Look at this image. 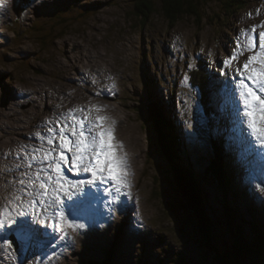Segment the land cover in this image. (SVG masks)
Returning a JSON list of instances; mask_svg holds the SVG:
<instances>
[{"label": "rangeland", "instance_id": "rangeland-1", "mask_svg": "<svg viewBox=\"0 0 264 264\" xmlns=\"http://www.w3.org/2000/svg\"><path fill=\"white\" fill-rule=\"evenodd\" d=\"M67 1L70 2L68 5ZM215 1H210L209 9L205 8L200 22L195 17H185L174 26H169L162 15H153L143 26L141 18L136 15V2L133 0H77L74 5L71 3L74 0H27L21 17L18 10H23L22 4L18 6V1L9 0L6 10L0 12V136L7 145L24 140L30 148L24 152L23 168L21 162L16 164L15 157L0 158V211L6 214L5 220H23L18 216L20 211L33 215L37 222L28 221L39 238H44L47 243L35 242L36 237L21 241L11 229L0 233V245L3 238L16 242L11 249L0 246V264H87L94 260L101 264L107 260L108 251H111L109 257L112 264H139L142 261L172 264L180 253L195 258L205 254L194 234L192 241L189 236L185 237L193 231L190 226L186 225L185 231L179 230L183 225L172 223L164 215L167 193L164 186L161 190L160 186L164 177L169 176V170L166 159L159 152L154 131L145 123L142 104L149 94L164 108L169 105L173 115H176L174 121L184 148L183 162L191 164L197 174L203 173L202 178L206 175V180L212 179L208 170L213 149L223 143L221 149L231 169L236 172L238 188L241 192L245 189L246 193L249 189L250 196L248 193L244 198L237 195L241 198L238 201H241L244 220L254 222L248 211L252 203L256 210L254 214L259 218H255L256 221L258 219L263 224L264 148L255 151L257 164L249 158L248 145L239 143L240 147L235 144L229 146L227 142L230 139L239 142L241 130L245 129L243 132L246 135L248 132L241 117V105L239 107L236 103L232 106V100L225 95L218 105L230 106L228 117L221 116V124L228 122V126L222 133L224 141L218 137L221 132L218 133L214 125L217 110L214 118L209 113L212 121L210 117L207 119L209 102L205 100L203 103L201 91L191 83L195 74L215 75L222 87L236 90L234 69L237 65L233 64L232 68L225 70L224 61L235 55L242 63L252 54L247 49L245 37L252 35L255 27L258 44V33L264 31L261 27L264 25V0H240L242 7L233 13L223 11L222 5ZM47 24L46 27L41 26ZM244 50L246 53H243ZM222 72L226 74L221 75ZM227 93L232 95V91ZM96 108L102 111L97 113ZM97 115L107 116L109 124L115 122V142L123 146L120 152L127 155L128 163L130 160L132 175L128 176L130 188L127 199L116 206L114 215L109 213L108 204L101 202L102 194L98 189L100 187L104 195L108 184L97 183L89 188L84 185L77 192L80 199L73 202L75 210L71 215L68 213V220L88 221L87 227L91 228L93 225L107 227L93 234L90 240L92 249L89 247L84 252L82 239L78 241L83 234L70 236V228L66 224L57 231L46 227L45 231H41L38 227L41 221L51 223L53 212L59 209V202L55 206L43 203L37 207L32 205L34 200L42 199L43 190L40 192L37 175L47 178L42 170L48 169V163L43 157L59 144L58 138L49 129L58 132V124L72 125L85 116L94 121ZM232 116L236 119L231 120ZM8 128L11 129L9 133L4 131ZM67 131L70 139L74 140L70 130ZM38 138L40 140L36 142ZM48 139H53V146L49 145ZM254 144L256 148L260 147L255 141ZM225 146L229 149L226 150ZM241 147L245 148L244 151ZM74 148L75 145L70 144V148L65 150L68 166L64 167V174L74 180L85 175L91 178L90 173L76 175L69 171ZM30 155L31 160L28 158ZM48 159H51V154ZM158 166L161 170L159 179L155 169ZM27 168H33L29 184L34 183V188L15 178L16 172L6 173L11 169L29 174L31 171L27 173ZM209 182L213 186L200 180L204 192L208 193L209 203L214 205L216 202L219 212V206L225 199L220 198L214 181ZM68 187L69 191H76ZM59 195L63 200V192ZM226 199L229 204L232 203L230 195ZM65 204L63 200V207L67 209ZM77 204L83 206L78 207ZM89 212L92 219L84 217ZM96 215L103 217L97 220ZM110 219L111 225L108 224ZM180 231L184 238L180 236ZM249 231L248 226L243 231L248 243L252 237ZM64 233L71 239H62ZM161 235L163 237L159 241ZM109 239H112L111 243ZM113 242L116 247L109 249ZM145 244L147 248L143 247ZM164 249L170 251L166 256H162ZM71 255L74 262H71ZM162 257H165L164 260ZM203 258L206 263V256L203 255ZM250 261L253 262L251 264L264 262V254L259 263L255 262L254 256Z\"/></svg>", "mask_w": 264, "mask_h": 264}, {"label": "trees", "instance_id": "trees-1", "mask_svg": "<svg viewBox=\"0 0 264 264\" xmlns=\"http://www.w3.org/2000/svg\"><path fill=\"white\" fill-rule=\"evenodd\" d=\"M133 1L136 2L134 4L135 12L136 15H139L141 18V24L143 26L153 15H162V17H164V19L169 23V26H174L176 23H178V21L185 17H195L197 22H200L203 19L202 16L205 15V8L209 9V3L213 0ZM75 2H77V0L71 2L72 5H74ZM215 2L222 5L221 7L224 8L223 11H231L232 13L233 11L236 12V10L242 7V1L240 0H216ZM69 3L70 2L67 1V5ZM22 8L23 10H21V12L18 10L19 17H21L24 8H26L24 1L22 3ZM41 26L46 27L48 24ZM46 35L48 36L49 33H46ZM198 72H200V70H198ZM216 80L217 79L215 78V75L200 76L199 73L195 74L192 80L193 86L198 87L201 91V94L203 95V103H205V100L208 101V106L210 107H216L213 95L208 93L212 91L215 86H217ZM211 83H214V85L212 86ZM142 105L145 108V123L149 125L154 131L157 137L159 152L167 161L169 176L166 175V179L170 184L172 183L174 185V188L182 201L198 220L200 234L204 241L205 254L211 253L212 258L217 264H251L253 262L250 261V259L253 256L255 262L259 263L260 257L264 254V222L261 224V221L258 220V216L254 214V211H256L255 206L250 202L249 203L252 208L248 211L254 222L252 224L251 222H246L244 220L243 211L241 213L240 207L241 201H238V199L241 198L238 196L244 198L245 193L244 191L241 192L238 188L236 184V172L230 168V164L228 163L227 158L221 149V145H217V147L215 146V150L213 149L211 167H209L208 170L210 176L212 177L211 180H213L215 183H218L220 188L224 191L223 193L225 201H223L222 207L219 206L220 209L218 212L217 208L215 207V204L217 203L215 202L214 205L209 203L208 193H206L207 191L204 192V186L201 185V179L199 180L198 174L195 172L191 164L184 163L185 161L182 158L184 154L183 142L181 140V135L178 131V128L175 125V117L173 113L170 112V106H166V110V107L164 108L161 106V104L155 101L153 97H150V94L147 101L143 102ZM139 109L140 108H138V110ZM210 111L211 110L209 109L207 115L210 113ZM214 113L215 112H213V114ZM228 192H230L229 195L232 198V203L230 204L226 199L229 196L227 195ZM231 192L235 195H233ZM164 215L166 216L165 213ZM166 218L168 219L167 216ZM255 218H258L257 221ZM247 226L253 232L252 235V232L249 231L251 234L250 236H252L249 239V243L243 237L244 228ZM214 229H216V231ZM162 237L163 235L159 236L158 240H162ZM117 244H119V242ZM110 245L111 246L109 249H113L116 246L115 243ZM143 247L147 248L146 244L143 245ZM159 251L160 250L157 252ZM110 252L111 251H108L106 254V262L103 261L101 264H112V259L109 257ZM169 252V250L164 249L162 256H166ZM203 255H201V257L198 256L195 258L193 256L180 253L177 254L176 259L172 260V264H207L204 263ZM164 258L165 257H162L161 259L164 260ZM263 263L264 262H260L259 264ZM87 264L99 263H96L94 260L87 262ZM139 264L152 263L142 261Z\"/></svg>", "mask_w": 264, "mask_h": 264}, {"label": "snow or ice", "instance_id": "snow-or-ice-1", "mask_svg": "<svg viewBox=\"0 0 264 264\" xmlns=\"http://www.w3.org/2000/svg\"><path fill=\"white\" fill-rule=\"evenodd\" d=\"M9 0H0V12H4L8 6ZM264 28V25H261ZM256 28L252 29V35H246V46L248 51L252 52L247 56L242 63L238 61L235 55L230 56L224 61L225 70L232 68L233 64L237 66L234 69V75L239 77L236 89L238 92L239 101L242 105L241 117L243 124L247 129L248 135L261 147H264V31L255 36ZM244 47V45H238ZM222 72L221 75H225ZM97 113L101 112L100 108H96ZM107 116L97 115L95 120H88L85 116L81 118L78 123L74 122L72 125L65 124L63 126L57 125L59 131L56 132L50 128L49 132L59 140V144L50 149V153H45L43 157L47 160L48 169L45 171L47 178L43 179L37 175L40 180L39 187L43 190L41 194L42 199L33 201V207L44 205L55 206L59 202V209L52 214L51 223H40L44 227L50 228L53 231L62 230L65 224L67 227L75 231L84 230L87 225L76 222V219L68 220L64 214L63 200L59 192H63L69 200L72 199L73 193L69 191V187L75 189L77 192L81 191L82 186L92 185L97 183L104 185L108 184L109 188L105 191L112 198L108 201V211L110 214H115L117 208L115 205L119 204V197L123 194V190L130 188L128 181V160L126 155L121 154L122 145L115 142L114 125L108 123ZM75 137L70 139L68 131ZM39 135V134H37ZM49 145H53V139H48ZM70 144H74L75 148L72 150L71 167L69 171L74 173H90L91 179H69L64 174V167L68 166V157L65 155V150L70 148ZM51 154V159H48ZM54 173V175H53ZM23 183V181H21ZM49 189L51 192L49 193ZM5 213L0 211V233H5L11 229L16 237L23 241L27 237H35L37 235L36 229L31 226L28 220H18L10 218L5 220ZM27 211H20L19 217L30 216ZM59 218L57 222L56 218ZM36 218L32 217L31 223H36ZM15 225V227H13ZM142 226V223L141 225ZM67 237V233L61 237ZM0 246H7L9 249L13 247L11 240L3 238V244Z\"/></svg>", "mask_w": 264, "mask_h": 264}, {"label": "bare ground", "instance_id": "bare-ground-1", "mask_svg": "<svg viewBox=\"0 0 264 264\" xmlns=\"http://www.w3.org/2000/svg\"><path fill=\"white\" fill-rule=\"evenodd\" d=\"M81 79V78H80ZM35 90V89H34ZM201 93V92H200ZM209 94H211V95H213L212 93H211V91L209 92ZM44 96V95H43ZM233 105H235V104H233ZM212 107L213 106H211V110H212ZM230 107V106H229ZM241 107H242V105H241ZM166 110H167V107L165 108ZM215 109L217 110L216 112H217V114H216V117H217V119L215 120V124L217 125V128H218V133H220L221 131L219 130V127H220V121L218 120L219 118H218V108H217V106L216 107H213V111H212V113L213 112H215ZM170 112L172 113V111H171V109H170ZM215 112V113H216ZM16 115V114H15ZM235 117L237 116V112H235V115H234ZM60 118H63L62 116H60ZM73 121V120H72ZM237 121V120H236ZM214 124V125H215ZM240 124V123H239ZM215 125V126H216ZM18 127V126H17ZM20 128V127H19ZM15 129H16V127H15ZM18 129V128H17ZM4 130V129H3ZM13 130V129H12ZM245 130V129H244ZM243 130V131H244ZM5 132H8L9 133V131H11V129H6V130H4ZM16 132V131H15ZM15 134V133H14ZM243 134H245V132H243ZM8 135V134H7ZM18 135H20V134H18ZM25 136V135H24ZM27 136V135H26ZM32 136V138L34 137L33 135H31ZM30 136V137H31ZM1 137V136H0ZM17 137V136H16ZM29 138V137H28ZM17 139V138H16ZM35 139V138H34ZM44 139V138H43ZM40 140V138H38V140L36 141V142H38ZM6 142H4V140H3V138L1 137L0 138V158L1 157H9V158H11V157H15L16 158V164L17 163H19V162H21V167L23 168V165H25V164H23V161L26 159V156H25V154H24V152H25V150L27 149V148H30V145H29V143L28 142H25L24 140H21V141H19V142H15L13 145H10V144H5ZM237 143V142H236ZM232 143L231 142H229V146L230 147H233V144L231 145ZM53 146V145H52ZM235 146V145H234ZM264 148V147H263ZM44 149V148H43ZM225 149L226 150H228L229 148L227 147V146H225ZM22 150V151H21ZM47 150V149H46ZM44 152V151H43ZM36 153V152H35ZM121 154H123V155H126V154H124V152L123 151H121ZM126 157H127V155H126ZM30 160L32 159V155H30L29 157H28ZM221 158V157H220ZM35 160V159H34ZM43 162V160L41 159V162H40V164ZM222 163V162H221ZM15 164V165H16ZM29 165V164H28ZM42 165V164H41ZM35 167V166H34ZM37 168V167H36ZM230 168H231V166H230ZM31 169H33V168H31ZM31 169H29V168H27L26 169V172L27 173H29L30 171V173L29 174H25V173H23V172H19V171H16V170H6V173H8V174H13V173H15L16 172V176H15V178H17V179H19V180H21V181H23V182H25V184L28 186V187H30V188H34V183H33V185H30L29 183H31L32 182V173H33V170H31ZM38 169V168H37ZM35 170V169H34ZM128 172H129V174H131L132 175V168H131V164H130V160H129V163H128ZM228 170V169H227ZM76 175H77V173H75ZM81 174H85V173H82L81 172ZM85 177H88L89 179H91L90 178V176L89 175H85V176H82V177H79L78 179H86ZM36 180V179H35ZM178 180V179H177ZM128 181H130L129 180V178H128ZM130 183V182H129ZM86 186H87V188H89V187H91V185H87L86 184ZM108 188H109V185H108ZM98 189L100 190V195L102 196L101 198V202L103 203V202H105L104 204H108V201L112 198L108 193H106V194H104L103 195V193H101V188L100 187H98ZM42 190L40 189V192H41ZM128 191H129V188H127V189H125V190H123V194L119 197V204H123V203H125V201L124 200H126L127 199V196H128ZM73 193V195H72V199L71 200H69L68 198H67V196H65L64 195V199L63 200H65L66 201V204H65V206H66V208L67 209H65L64 208V212L66 213L65 214V216L67 217V215H68V213L71 215L72 214V212H73V210H75V204H73V202L75 201V200H79L80 198H79V194L77 193V191H74V192H72ZM119 204H117V205H119ZM78 205V207H81V206H83L82 204H77ZM86 205H88L89 206V201H87L86 202ZM117 205H115V207L117 206ZM59 204H58V206H57V208H59ZM98 206H100V205H98ZM85 210V209H84ZM88 212V211H87ZM39 214V213H38ZM77 214H79V213H77ZM40 216V215H39ZM77 216V215H76ZM32 217H33V215H30V216H25V217H22V218H24L23 220H31L32 219ZM84 217L85 218H87V219H92V217H91V212H89V213H87V214H85L84 215ZM103 216L102 215H96L95 216V219H97V220H99V219H101ZM111 221H112V219H110L109 221H108V224L109 225H111ZM57 222H59V220H57ZM78 223H80V222H78ZM82 223H84V224H86V225H88V221H85V222H82ZM42 226H43V224H41ZM40 225V226H41ZM40 226H38L39 228H40V230L41 229H43L44 231H45V228H44V226L42 227H40ZM105 228H107L106 226H103V225H93V227L91 228V227H86L84 230H82V231H80V232H78V231H75V230H73L72 228H70L69 229V232H70V236H76V235H78V234H83L82 236H80V237H78V241L80 242V240L82 239V241H83V243H84V246L82 247V249H83V251L84 252H87L88 250H89V247L91 246V242H90V240H91V238H93V234L97 231V230H104ZM43 230H41V231H43ZM136 231L137 232H139V229L138 228H136ZM48 232V231H47ZM38 234H40V232H38ZM36 237V240H35V242L36 241H38V242H44V243H47L46 241L47 240H44V238H39V236L38 235H36L35 236ZM35 237H33L34 239H35ZM28 239H30V240H32V238H28ZM110 240H112V239H109L108 240V242L110 241ZM109 243H111V242H109ZM114 243V242H113ZM34 245L37 247V243H34ZM50 245V244H49ZM110 247V246H109ZM116 247V246H115ZM53 250H54V248H52ZM90 249H92L91 247H90ZM73 250V249H72ZM74 253H76V252H74ZM72 254H73V252H72ZM94 254H96V252H94ZM75 261V259H74V257L71 255V262H74Z\"/></svg>", "mask_w": 264, "mask_h": 264}, {"label": "water", "instance_id": "water-1", "mask_svg": "<svg viewBox=\"0 0 264 264\" xmlns=\"http://www.w3.org/2000/svg\"><path fill=\"white\" fill-rule=\"evenodd\" d=\"M17 1H18V6L20 3L22 4L23 1L26 2V0H16V3H17ZM148 148H150L149 144H148ZM161 157L163 158V156H161ZM155 169H156V172L158 173V179H159L161 170H160L159 166L156 167ZM202 174L203 173H201V174L199 173L198 177L200 179H202L205 184L208 183V184L212 185V183L209 182V180H211V179L206 180V178H204V176L206 177V175H204L202 178ZM163 181H161L160 190H161L162 186H164V192L167 193V195L164 197L165 203H164L163 207H164V212H165L166 216L168 217V220H170L172 223L178 222V223L182 224L183 226L179 230L182 229L185 231L186 225L190 226L193 231L189 234L188 233L185 234V237L187 238V236H189L188 239H190L192 241L191 238H193V234H194L196 242L199 243V245H201V248H204V241H203L202 236L200 234V228L198 225V220L194 217L193 213L188 209L186 204L182 201L179 194L175 190L174 185L172 183L170 184L167 181L166 176L164 177ZM212 182H213V180H212ZM215 185L218 187V192L220 194V198L224 199V193H223L224 191L220 188L218 183H215ZM222 205H223V203H221V207H222ZM179 234L181 236L182 231H180ZM182 238H184V237H182ZM204 255L207 258V262H206L207 264H217L214 261V259L212 258L211 253H209V254L206 253ZM204 263H205V261H204Z\"/></svg>", "mask_w": 264, "mask_h": 264}]
</instances>
